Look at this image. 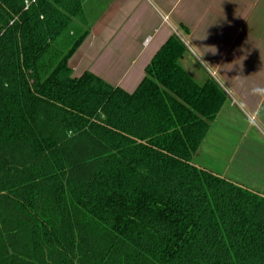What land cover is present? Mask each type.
<instances>
[{
	"label": "trees",
	"instance_id": "trees-1",
	"mask_svg": "<svg viewBox=\"0 0 264 264\" xmlns=\"http://www.w3.org/2000/svg\"><path fill=\"white\" fill-rule=\"evenodd\" d=\"M84 0H0V264H264V190L193 162L227 102L172 35L129 92L71 58Z\"/></svg>",
	"mask_w": 264,
	"mask_h": 264
},
{
	"label": "crops",
	"instance_id": "crops-1",
	"mask_svg": "<svg viewBox=\"0 0 264 264\" xmlns=\"http://www.w3.org/2000/svg\"><path fill=\"white\" fill-rule=\"evenodd\" d=\"M84 3L90 33L84 41L85 53L78 61L93 52L87 67L108 82L133 92L155 53L176 35L186 46L187 56L228 96L212 123L215 135H209L211 125L197 158L211 152L208 140L217 136L213 142H226L222 141L224 144L213 151L222 156L223 160L218 161H224L223 169L226 170V161H236L244 169L246 162L251 163L252 155L261 156L264 161V97L252 92L254 88H264V0H84ZM118 33L121 47L117 53H110V44ZM72 66L75 74L80 71L78 63ZM258 109L257 125L250 126L247 115ZM252 138L259 143L257 149L250 148V144L254 145L250 142ZM260 168H264V162L257 170L264 172ZM225 177L241 184L227 174ZM259 186L246 187L263 191L264 183Z\"/></svg>",
	"mask_w": 264,
	"mask_h": 264
},
{
	"label": "rangeland",
	"instance_id": "rangeland-1",
	"mask_svg": "<svg viewBox=\"0 0 264 264\" xmlns=\"http://www.w3.org/2000/svg\"><path fill=\"white\" fill-rule=\"evenodd\" d=\"M100 20L107 21V19H100ZM108 36H110V35H108ZM120 42H121V33H118L116 35L115 40L110 44L111 46H110L109 52L110 53H117L119 48L121 47ZM85 49H86V43H84L81 47H79L77 52L74 54V56L70 60V63L72 65L74 62L79 64L80 71L78 73H76L77 76H80L82 73H84L87 70L93 71L92 69H89V67H87V63L89 61H91L93 56H94L93 52H91L89 54V56H87V58H86V55H84L83 57L85 58V60H83V61L77 60L80 55L85 53ZM181 64L185 69L190 70L191 76L198 83L203 84L208 80V77L204 73V71L189 56H187V53H185L182 56ZM213 125H212V130L210 131V134H209L211 136L215 135V125L214 126ZM216 137L217 136L210 137V141L208 140V145H211L210 146L211 152H208L209 154L208 153L203 154V155L199 156V158H197V156H196L194 158L193 162L200 167H204V168L206 167V168H210L212 170H215L216 173L222 172L224 175L223 174H219V175H221L223 177H225V175L227 174V176L233 177V178L239 180L243 186H250V187L256 186V188H261V186H259V185L264 183V172H258L257 170L259 169L260 163L264 162L262 157L261 156L256 157L255 155H252V158L249 157V159L252 160L251 163L246 162L243 165L244 169L240 168L239 164L236 161H234V162L229 161L230 163L228 161H226V163H225L226 170H225L222 168L224 161H218V160H223L222 156H219V155H217L216 152H213L215 148L223 145L224 144L223 142H225V140L221 139L223 142L222 141L213 142L214 139H216ZM250 142H252L254 144V145L250 144V148L254 147L255 149H257L256 147L259 146L257 139L252 138L250 140ZM260 170H264V168H260Z\"/></svg>",
	"mask_w": 264,
	"mask_h": 264
},
{
	"label": "clouds",
	"instance_id": "clouds-1",
	"mask_svg": "<svg viewBox=\"0 0 264 264\" xmlns=\"http://www.w3.org/2000/svg\"><path fill=\"white\" fill-rule=\"evenodd\" d=\"M252 92L254 95H259L264 97V88H254L252 89ZM260 115V110L258 109L257 111L254 112H249L247 115V123L250 126L255 127L257 125V118Z\"/></svg>",
	"mask_w": 264,
	"mask_h": 264
}]
</instances>
